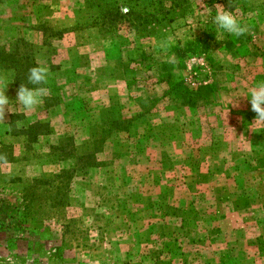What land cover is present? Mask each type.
Instances as JSON below:
<instances>
[{"label":"rangeland","instance_id":"1","mask_svg":"<svg viewBox=\"0 0 264 264\" xmlns=\"http://www.w3.org/2000/svg\"><path fill=\"white\" fill-rule=\"evenodd\" d=\"M0 75V264H264V0H0Z\"/></svg>","mask_w":264,"mask_h":264},{"label":"clouds","instance_id":"2","mask_svg":"<svg viewBox=\"0 0 264 264\" xmlns=\"http://www.w3.org/2000/svg\"><path fill=\"white\" fill-rule=\"evenodd\" d=\"M215 15L213 24L216 26L217 32L220 35L227 33L233 37L239 38L249 32V27L242 24L238 16L234 12L226 10L223 5H215ZM206 13L211 14V8H207ZM50 69L37 61L36 66L31 67L27 74V83H22L17 89L15 107L18 112L25 114L34 112L44 101V98L49 94L48 78ZM5 75H0V85H5ZM31 85V87H29ZM251 110L256 113V118L252 123L253 126H264V80L258 81L249 89ZM14 113L12 111V101L6 95V90L0 89V122L5 121L6 113ZM15 114V113H14ZM17 126L22 124L21 121H16Z\"/></svg>","mask_w":264,"mask_h":264},{"label":"trees","instance_id":"3","mask_svg":"<svg viewBox=\"0 0 264 264\" xmlns=\"http://www.w3.org/2000/svg\"><path fill=\"white\" fill-rule=\"evenodd\" d=\"M119 13H120V11H119ZM15 61V60H14ZM19 63H17L16 64V67L14 68L15 70H17L18 71V69H19V65H18ZM19 77H17V79H18ZM36 128V127H35ZM27 135H29V141L30 142H37L38 141V135H36V134H33V133H31V132H28L27 133ZM32 137V138H31Z\"/></svg>","mask_w":264,"mask_h":264}]
</instances>
